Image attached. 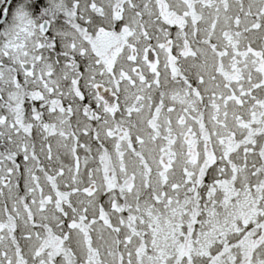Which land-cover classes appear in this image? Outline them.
Here are the masks:
<instances>
[{
  "label": "snow or ice",
  "instance_id": "obj_1",
  "mask_svg": "<svg viewBox=\"0 0 264 264\" xmlns=\"http://www.w3.org/2000/svg\"><path fill=\"white\" fill-rule=\"evenodd\" d=\"M0 264H264V0H0Z\"/></svg>",
  "mask_w": 264,
  "mask_h": 264
}]
</instances>
